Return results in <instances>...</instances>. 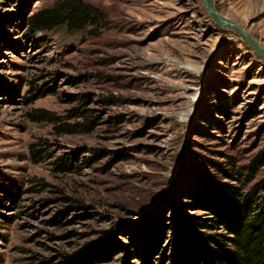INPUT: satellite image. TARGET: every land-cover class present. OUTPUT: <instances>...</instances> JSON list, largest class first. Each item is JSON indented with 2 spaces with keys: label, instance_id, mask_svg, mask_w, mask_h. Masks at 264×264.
I'll use <instances>...</instances> for the list:
<instances>
[{
  "label": "rangeland",
  "instance_id": "374dc122",
  "mask_svg": "<svg viewBox=\"0 0 264 264\" xmlns=\"http://www.w3.org/2000/svg\"><path fill=\"white\" fill-rule=\"evenodd\" d=\"M59 1L0 0V264H179L175 210L264 196V60L201 0H83L86 29L37 30ZM212 1L264 49V0Z\"/></svg>",
  "mask_w": 264,
  "mask_h": 264
},
{
  "label": "trees",
  "instance_id": "16d2710c",
  "mask_svg": "<svg viewBox=\"0 0 264 264\" xmlns=\"http://www.w3.org/2000/svg\"><path fill=\"white\" fill-rule=\"evenodd\" d=\"M99 15L95 6L83 0H62L36 14L31 21L41 31L59 27L82 31L95 23ZM208 202L213 217L206 221L182 220L177 210L173 214L169 243L179 264H186L191 247L202 257L203 264H264V196L260 197L256 191L241 194L226 186L210 193ZM217 228L225 234L211 238L197 232ZM155 237L158 235L153 240Z\"/></svg>",
  "mask_w": 264,
  "mask_h": 264
},
{
  "label": "water",
  "instance_id": "95a60500",
  "mask_svg": "<svg viewBox=\"0 0 264 264\" xmlns=\"http://www.w3.org/2000/svg\"><path fill=\"white\" fill-rule=\"evenodd\" d=\"M202 4L204 5L205 9L208 11L212 19L216 22L219 27H227L228 29L235 30L241 38H243L246 43L251 46L256 53H258L262 59L264 60V49H262L251 37V35L246 32L240 25L237 23L227 19L226 17L222 16L216 8V5L212 0H201Z\"/></svg>",
  "mask_w": 264,
  "mask_h": 264
}]
</instances>
